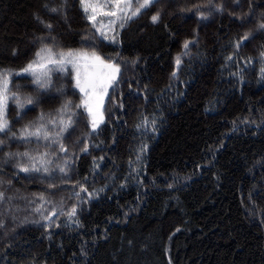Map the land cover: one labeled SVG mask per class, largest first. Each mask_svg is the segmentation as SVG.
<instances>
[{
    "label": "trees",
    "instance_id": "1",
    "mask_svg": "<svg viewBox=\"0 0 264 264\" xmlns=\"http://www.w3.org/2000/svg\"><path fill=\"white\" fill-rule=\"evenodd\" d=\"M261 23L264 0H159L108 41L80 0H0L8 123L51 133H0V264H264ZM45 44L119 65L95 130L71 65L47 89L23 72Z\"/></svg>",
    "mask_w": 264,
    "mask_h": 264
},
{
    "label": "snow or ice",
    "instance_id": "2",
    "mask_svg": "<svg viewBox=\"0 0 264 264\" xmlns=\"http://www.w3.org/2000/svg\"><path fill=\"white\" fill-rule=\"evenodd\" d=\"M66 2V0H65ZM82 10L86 14V18L92 22L93 27L97 26V15H104L112 17L114 19L109 20L108 27L109 30H114V26L119 22V26L123 28L125 24L138 17L142 11L149 9L152 5L159 3V0H135V6L133 5V0H114L112 3H96L93 0H80ZM47 7V5H45ZM105 9H111L110 11H105ZM52 12H59L60 9L52 8ZM206 17H202L205 19ZM160 19L159 13L153 15L151 20L153 23H157ZM102 23V22H101ZM45 27L51 28V24H46ZM259 29L264 30V23L258 25ZM100 31L101 36L105 39H110L106 33L97 28ZM249 34H245L241 41L237 42L236 47H240V43L244 40H248ZM114 40V37H111ZM189 43L184 44V48L189 47ZM264 56V53H261ZM231 59V57H229ZM181 63L180 57H177L176 64L179 66ZM68 65L75 70V87L84 93V99L81 102V105L76 107H83L85 111L92 117L91 126L95 130L98 127V124L103 121V114L99 112V106L102 105L103 97L107 94L108 88L116 80L117 75L120 72L119 65L115 63H108L104 61L96 53H88L85 51H75V50H63L56 49L45 44L35 53V59L30 62L24 69V73L30 74L34 78V83L38 88L47 89L51 87L52 73L53 72H67ZM102 67L105 71L101 73L90 71L96 67ZM261 72L264 73V68L261 69ZM0 79H2V88H0V133L8 135L9 133L13 138H20L24 140H29L32 137H35L37 140L44 139L48 140L51 138V133L46 128L44 123L33 122V124L25 126L20 133V136L17 137V134L13 132L10 128V125L7 120V102H8V73H0ZM14 103L18 104L21 108L24 106L20 101V98L13 94L12 97ZM27 103L31 104V98L27 99ZM70 109V102L66 103L58 110L59 119L50 118L48 123L53 126H59L60 131L55 135L60 137L68 127L71 126L72 120L69 117L68 120L63 119V115L67 113ZM43 120V116H41ZM59 143V141H55ZM4 143L3 140H0V146ZM146 147V146H145ZM59 150L61 152H66L67 149L63 144H59ZM10 156L17 155L27 157L31 163L30 167L20 166V171L29 172V171H40L41 168L36 166V163L43 165L46 163L44 157L48 153L42 154L40 157L30 156L28 152L19 153V154H9ZM61 172H64V168L59 169ZM43 171L47 172L46 167L43 168ZM82 191L87 192V189L82 188ZM0 199H3V193H0ZM40 199H44L43 196ZM40 211V209H37ZM52 215H56L55 212ZM76 215V209L73 208L70 216ZM45 219H50V217H45ZM78 223V221L76 222Z\"/></svg>",
    "mask_w": 264,
    "mask_h": 264
},
{
    "label": "rangeland",
    "instance_id": "3",
    "mask_svg": "<svg viewBox=\"0 0 264 264\" xmlns=\"http://www.w3.org/2000/svg\"><path fill=\"white\" fill-rule=\"evenodd\" d=\"M93 2H96V3H100V4H104V3H112V2H114V0H93ZM134 3H135V0H133V5H134ZM111 9H105V11H110ZM111 19H114V18H112V17H108V16H104V15H100V14H98L97 15V23H100L101 24V26L103 25L106 29L105 30H107V31H104L105 33H106V35L108 36V37H110V39H106V40H108V41H114V40H112L111 39V37H114V35L112 34V31L111 30H109V27H108V22H109V20H111ZM102 22V23H101ZM119 23V22H118ZM102 30V29H101ZM98 33L101 35V33H100V31H98ZM103 37V36H102ZM104 38V37H103ZM115 38V37H114ZM105 39V38H104ZM90 71H93V72H97V73H101V72H103V71H105L102 67H96V68H94V69H91ZM118 76H119V74L117 75V77H116V80L112 83V85L108 88V90H107V94L106 95H104V97H103V102H102V105H100L99 106V112H101L102 114H103V108H102V106H104V103H105V100H106V98H107V95H108V93H109V91L111 90V88L113 87V85H114V83L117 81V79H118ZM77 90H79L78 88H77ZM80 91V90H79ZM82 95H83V98H84V93H82V92H80ZM102 108V109H101ZM91 119H92V117H91Z\"/></svg>",
    "mask_w": 264,
    "mask_h": 264
}]
</instances>
